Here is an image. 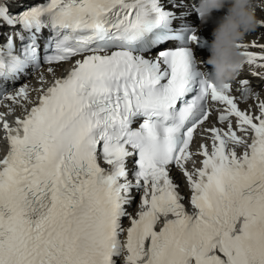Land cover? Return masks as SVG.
Masks as SVG:
<instances>
[{"label":"snow or ice","instance_id":"obj_1","mask_svg":"<svg viewBox=\"0 0 264 264\" xmlns=\"http://www.w3.org/2000/svg\"><path fill=\"white\" fill-rule=\"evenodd\" d=\"M17 3L26 6L12 12ZM168 3L0 0V99L31 103L30 91L41 93L14 126L0 113V264H264V102L253 116L229 83L221 89L208 79L207 57L200 66L196 57L206 51L202 33L174 27L187 15L176 9L187 6ZM171 41L179 45L144 55ZM251 48L260 54L242 51L244 62L264 68V43L253 39ZM77 56L47 89L24 84L7 94L30 67ZM237 91L243 99L250 89ZM209 101L226 106L215 110L227 130L205 128L211 151L202 143L192 152ZM196 155L202 166L189 171ZM173 165L191 190V213Z\"/></svg>","mask_w":264,"mask_h":264},{"label":"clouds","instance_id":"obj_2","mask_svg":"<svg viewBox=\"0 0 264 264\" xmlns=\"http://www.w3.org/2000/svg\"><path fill=\"white\" fill-rule=\"evenodd\" d=\"M226 6V13L219 18L212 31V40L208 46L210 54L207 58V63L211 66L208 79L221 89L243 62L241 51L236 46L238 41L259 23L252 0H198V19L201 24H205L214 11Z\"/></svg>","mask_w":264,"mask_h":264},{"label":"bare ground","instance_id":"obj_3","mask_svg":"<svg viewBox=\"0 0 264 264\" xmlns=\"http://www.w3.org/2000/svg\"><path fill=\"white\" fill-rule=\"evenodd\" d=\"M252 3H253V7H254V10H255V14H256L257 19L258 18H263L264 19V11L260 10V9H264V4L261 1H259V2L252 1ZM226 11H227V7H225L223 9V11L220 13L219 17L216 14H212L211 19L207 23L208 24L209 23L212 24L214 21L219 20V18H221L223 16V12L226 13ZM262 34H264V29H262L261 27L256 26L253 30L248 31L239 42H248V43H250L251 41H253V39H255L259 43H264V38H262ZM249 48H251V47L249 46ZM257 50H259V49H257ZM258 63H261V62L258 61ZM64 70L65 69H59V71H58V69L54 68V71L55 72L58 71V72L55 73L52 78H56L59 75L63 74ZM255 71H259L260 74L257 75V76H253L252 73H254ZM247 73H248L249 76L252 77L253 84H254L255 88H260V89L262 88V94L264 95V79L261 78V77H264V68H260V67H256L255 66L253 68V70L248 69ZM39 85H40V83H36L33 89H39V87H38ZM34 93L37 95L38 91H34ZM17 108H18L19 111H21V107H18V104H17ZM2 147H3V141L0 140V150L2 149ZM191 165H192V163H189L187 165V169L189 171H192ZM172 173L176 177L177 181L179 182V188L182 191V193L186 196L187 202H189L190 190H189V186H188V184H187V182L185 180V177L183 176L182 172H180L178 169H173ZM139 201H140V199L137 201L135 208L139 207ZM130 208H132V207H130Z\"/></svg>","mask_w":264,"mask_h":264}]
</instances>
